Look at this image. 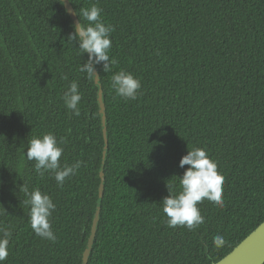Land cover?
<instances>
[{"label": "trees", "instance_id": "16d2710c", "mask_svg": "<svg viewBox=\"0 0 264 264\" xmlns=\"http://www.w3.org/2000/svg\"><path fill=\"white\" fill-rule=\"evenodd\" d=\"M69 1L81 23V9L96 5L115 29L116 64L109 73L96 66L108 147L87 264H212L264 220V0ZM73 25L61 0H0V229L11 233L4 264H81L88 240L104 136L98 86L79 71L87 53L68 38ZM120 70L141 81L136 100L111 88ZM74 81L79 116L62 99ZM45 133L62 142V166L85 162L63 186L25 157L28 141ZM193 147L217 162L223 206L204 200L203 224L170 228L162 199L167 184L178 188L188 167L179 161ZM23 183L53 199L55 242L31 229Z\"/></svg>", "mask_w": 264, "mask_h": 264}, {"label": "clouds", "instance_id": "9594fccd", "mask_svg": "<svg viewBox=\"0 0 264 264\" xmlns=\"http://www.w3.org/2000/svg\"><path fill=\"white\" fill-rule=\"evenodd\" d=\"M65 0H62V4ZM61 3V2H60ZM102 9L96 5L90 8H82L78 16L83 17L87 24L79 23L73 25V32L68 38L75 41L79 54L83 56L87 53V59L79 66V71L86 76L89 81L100 83L96 73V66L102 64L105 73L112 71L116 64L109 52L112 45L111 33L114 26L106 25L101 19ZM111 88L117 96L125 99L136 100L141 81L132 73L125 70L114 72L111 76ZM62 99L68 110L75 116L80 115L79 103L82 94L79 91L77 82H72L69 88L63 93ZM62 142L58 143L54 134L45 133L35 136L28 141L26 159L34 161L35 172L44 176L51 173L59 186H63L66 178L74 176L84 161L77 160L71 165H61L63 154ZM185 169L179 177L178 188L176 185L167 184L169 195L162 199V212L167 217L166 225L170 228L186 227L189 230L197 228L204 223L198 204L204 200L215 205L223 206V184L224 177L218 171L217 162L210 158L206 150L200 147L189 149L179 161V167ZM20 190L28 197L27 203L30 205L29 218L30 227L38 237L55 242L56 235L52 231L50 218L56 208L53 199L42 193L38 188L29 191L23 183ZM11 233L6 229H0V264L7 260L8 243ZM213 243L217 247L224 244L223 237L217 235L213 238Z\"/></svg>", "mask_w": 264, "mask_h": 264}, {"label": "water", "instance_id": "95a60500", "mask_svg": "<svg viewBox=\"0 0 264 264\" xmlns=\"http://www.w3.org/2000/svg\"><path fill=\"white\" fill-rule=\"evenodd\" d=\"M63 5L68 15L70 16L71 20L73 21L74 25L79 24L80 21L70 1L65 0ZM95 70L98 78H100L97 69ZM96 85L98 86L97 101L99 105V112L101 114V124L103 128L104 144L102 150V163L99 171L100 174V183L98 189L99 199L96 205L95 214L93 216L88 240L85 249L83 250L82 253L81 264H87L88 262V258L92 250V246L97 230V223L99 220V214L101 208L100 201L104 191L105 175L103 172V166L105 163L107 147H108V136H107V128H106V108L103 98V91L100 83L99 84L96 83ZM263 263H264V220L261 223H259L248 235H246L231 251H229L227 254H225L223 257L213 262L212 264H263Z\"/></svg>", "mask_w": 264, "mask_h": 264}]
</instances>
